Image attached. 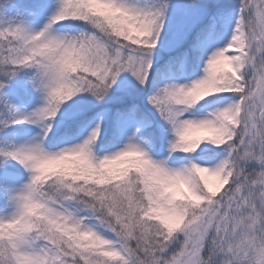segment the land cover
Returning <instances> with one entry per match:
<instances>
[{"label":"snow or ice","instance_id":"snow-or-ice-1","mask_svg":"<svg viewBox=\"0 0 264 264\" xmlns=\"http://www.w3.org/2000/svg\"><path fill=\"white\" fill-rule=\"evenodd\" d=\"M0 264H264V0H0Z\"/></svg>","mask_w":264,"mask_h":264}]
</instances>
